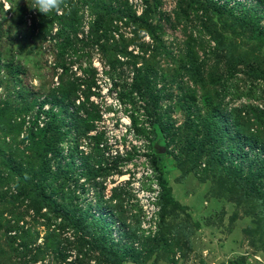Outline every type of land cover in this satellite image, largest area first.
<instances>
[{"label":"rangeland","instance_id":"rangeland-1","mask_svg":"<svg viewBox=\"0 0 264 264\" xmlns=\"http://www.w3.org/2000/svg\"><path fill=\"white\" fill-rule=\"evenodd\" d=\"M149 1L152 31L121 20L119 13L112 15L113 68L88 37L97 6L140 16L147 8L145 0H65L58 16L74 5L81 23L73 35L75 51L63 59L68 68L63 75L51 38L59 20L51 26V36L37 40L31 15L18 22V9L27 0H0V104L18 108L12 125L6 123L5 131L0 125V141L28 160L29 128H41L52 105L61 112V104L50 101L63 97L57 89L62 80H74L80 85L76 104L87 103L99 115L93 130L78 135L70 124L73 109L60 113L64 137L52 160L51 180L60 205L103 227L126 256L124 264H264V123H256L260 113L264 116V0ZM254 32L261 36L254 37ZM147 71L153 94L121 99L120 90L131 87L135 74ZM90 81L95 85L87 94ZM219 103L232 120L240 116L245 132L236 141L228 137L219 142L224 161L211 163V151H205L196 167L188 162L180 167L178 158L195 155L196 147L189 150L204 138L201 126L195 125ZM26 104L31 105L27 111ZM147 108L155 119L163 115L165 133L145 137L136 132L133 116L151 127ZM246 132L259 135L262 145L245 143ZM94 136L101 138L100 144ZM161 146L165 150L156 152ZM254 175L262 178L263 197L244 193L241 177L250 180ZM160 177L172 198L165 206L160 203ZM5 188L15 193L12 181ZM0 211L39 231L34 246L56 229L66 248L61 264L78 256L80 234L73 228L45 226L27 200L4 204ZM5 241L3 237L1 246L9 249ZM86 255V261L95 263L99 252ZM51 260L49 254L43 262Z\"/></svg>","mask_w":264,"mask_h":264},{"label":"trees","instance_id":"trees-1","mask_svg":"<svg viewBox=\"0 0 264 264\" xmlns=\"http://www.w3.org/2000/svg\"><path fill=\"white\" fill-rule=\"evenodd\" d=\"M147 5L146 10L142 15H136V13L122 14L112 7L104 8L97 6L96 16L92 24V30L89 31L88 37L91 40V44L97 45V47L103 52L110 65L114 68V60L111 52L110 39L114 38L110 32L114 30V25L110 23V20H114L112 15H120V19L127 18L134 24L142 25L152 31L153 27L151 22H148L150 18L151 5L149 0H145ZM33 0H27L26 5L20 6L18 9V22L26 21L28 16L31 15V26L33 32L36 34L37 40L47 39L51 26L56 19L59 20V27L56 33L51 36L55 41L57 49V56L59 58V66L63 70V75L67 72L66 56L69 55V51H75L76 44L74 43V32H77L80 20L77 16V11L74 5L68 8V11L58 16L56 11H52L47 15L40 13L38 10L32 9ZM219 13V9L216 10ZM238 20V19H237ZM111 24V27L109 25ZM254 37L261 36L253 33ZM1 59V58H0ZM136 63V62H134ZM149 71L146 73L135 74L131 87L126 89L123 87L120 92L121 99H128L132 101L137 95L145 96L153 94L154 83L151 80ZM94 79V75H93ZM95 85V82L90 81L87 83V94L90 89ZM80 89V85L76 81H63L59 83L57 89L63 97H54L55 99L50 101L54 105L58 102L61 104V112L73 109L70 112L71 128H75L78 135L87 134L90 130L95 128V121L98 119V113L92 108L87 106V103L80 102L76 104V91ZM89 98V97H88ZM30 104H26L25 111L30 109ZM55 107L52 105L47 111H45L48 120L41 127L34 131V127L29 128V133H32L31 143L28 146V150H31L29 159L24 161L20 159V154L16 153L10 146L6 145V141H0V207L2 205H15L17 201L27 200L29 206L34 211V216L43 219L45 226H54L55 228L67 227L80 234L81 241L79 242L78 256H76L74 262L68 261L67 264H76L78 261H83L84 264H124L126 256L112 240L110 235H106L103 227L97 226L94 221L87 219L86 217H78L77 214L71 210H67L59 202L56 201L54 193L58 188L52 180L53 165L52 160L57 157L60 152V142L62 140L63 133L61 131L60 124V111H55ZM17 107H14L10 103L4 102L0 104V125L5 131L6 123L11 124L10 118L17 112ZM148 120L151 127L148 129L144 123L139 121L134 116L131 117L136 132L141 136L150 137L153 134L157 137L159 132H166L164 127L163 115L154 118V111L147 108ZM260 113V112H259ZM256 123L263 124L264 116L260 113L256 118ZM16 126L23 127V123H17ZM202 128L203 139L198 142V145L191 147L189 153L196 147L197 152L195 155L189 154L185 156L186 160L178 158V165L180 167L185 166V163H190L191 167L197 166V157L203 155L205 151H211V163L215 161H224L225 153L221 152L217 148L219 142H224L228 137L236 141L237 137H240L245 132V126L240 116H235L232 120V115L225 110L223 105L219 103L214 106L208 117L195 125V127ZM196 128V129H197ZM161 129V130H160ZM235 132V134H234ZM39 134V137H38ZM95 143L98 145L101 143V138L94 136ZM245 143H249L252 147H259L261 144L260 136L256 133L248 134L246 132ZM240 143H237V145ZM208 145V146H207ZM217 149V150H216ZM156 152H160L159 148H156ZM49 153H52V157H49ZM156 168H159V161L157 158L153 159ZM230 174V173H229ZM161 187L164 188V192L161 194L160 203L162 206L172 199L170 190L166 187L165 180L160 177ZM261 176L254 175L253 179H247V177H241L240 181L244 189L246 196L250 197H263ZM11 181L15 184V193L8 188L3 187ZM149 182V186H151ZM51 187L55 191H51ZM150 191H154L150 188ZM46 208V210H43ZM14 217V218H13ZM14 219V221L11 219ZM8 219L4 216V211H0V264H28L35 263L39 260L42 264H61L66 261V248L62 244L60 235L56 232V229H50L45 235V241L43 244L34 246L37 242L39 231L27 226L24 222L20 224V217L12 216ZM61 221V222H60ZM14 232V233H12ZM5 237V243L9 246V249H4L1 246V240ZM34 247V248H33ZM88 247V248H87ZM35 250V253H33ZM99 252V257L95 263H90L91 259L85 260L86 253L89 251ZM51 254L53 260L49 262H43L46 256ZM13 255L17 260H13ZM78 258V259H77ZM80 264V263H78Z\"/></svg>","mask_w":264,"mask_h":264},{"label":"clouds","instance_id":"clouds-1","mask_svg":"<svg viewBox=\"0 0 264 264\" xmlns=\"http://www.w3.org/2000/svg\"><path fill=\"white\" fill-rule=\"evenodd\" d=\"M65 0H33L32 9L38 10L40 13L47 15L52 11L60 12Z\"/></svg>","mask_w":264,"mask_h":264},{"label":"built area","instance_id":"built-area-1","mask_svg":"<svg viewBox=\"0 0 264 264\" xmlns=\"http://www.w3.org/2000/svg\"><path fill=\"white\" fill-rule=\"evenodd\" d=\"M158 180L157 179H154V183H153V186L155 187V189L157 190V194H159V192H160V187H159V184H158ZM161 210V206L159 205L158 207H157V211H160Z\"/></svg>","mask_w":264,"mask_h":264},{"label":"water","instance_id":"water-1","mask_svg":"<svg viewBox=\"0 0 264 264\" xmlns=\"http://www.w3.org/2000/svg\"><path fill=\"white\" fill-rule=\"evenodd\" d=\"M162 147V146H161ZM165 150V148L164 147H162V149H160V152H163Z\"/></svg>","mask_w":264,"mask_h":264}]
</instances>
